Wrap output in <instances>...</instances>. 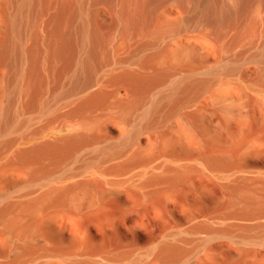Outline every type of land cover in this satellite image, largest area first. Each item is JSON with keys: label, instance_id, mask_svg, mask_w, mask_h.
Returning <instances> with one entry per match:
<instances>
[{"label": "bare ground", "instance_id": "obj_1", "mask_svg": "<svg viewBox=\"0 0 264 264\" xmlns=\"http://www.w3.org/2000/svg\"><path fill=\"white\" fill-rule=\"evenodd\" d=\"M112 1L0 0V264H264V0H191L178 28L224 39L199 68L182 48L142 60L147 41L115 55L85 19L88 2ZM134 1L139 33L167 0ZM229 26L238 36L226 42ZM207 106L224 140L189 134ZM172 119L184 140L158 142ZM102 121L115 136L96 134ZM193 177L220 187L221 207L195 209L204 187ZM180 197L179 228L139 240L142 222L115 226L114 211L158 221Z\"/></svg>", "mask_w": 264, "mask_h": 264}, {"label": "rangeland", "instance_id": "obj_2", "mask_svg": "<svg viewBox=\"0 0 264 264\" xmlns=\"http://www.w3.org/2000/svg\"><path fill=\"white\" fill-rule=\"evenodd\" d=\"M191 0H167L154 5L146 11V20L143 29L139 33L129 32V18L131 7H134L135 1L131 3H124L123 0H113L110 3H100L92 5L87 3L85 19L87 20L90 30L95 31L104 45L117 56H123L138 47L142 42L147 41L153 47H150L141 55L143 60L145 57H155L154 54H165L171 50L178 48L185 49L189 52V56L193 59L196 67H210L217 57V52L222 43L216 39L214 32L208 38L207 42L201 39L203 30H189L179 29L178 21L187 14L189 3ZM124 4V5H123ZM72 6L69 5V18L74 21ZM120 10V11H119ZM73 16V17H72ZM228 36L225 41L231 42L238 36V32L233 26H229ZM189 65L186 61H180L177 68L185 69ZM107 70L106 67L101 66L100 75H103ZM245 69L236 71L232 77H244ZM250 75L256 77L253 71ZM248 112V127L255 128L258 124V112L249 105ZM220 114L212 109L210 106L204 107L201 113V120L190 117L187 121V128L189 134L194 138H199L204 129L209 132L220 131V138L225 139V133L221 129L223 124L221 122ZM64 123L63 119L54 116L53 126L58 127ZM177 120L172 119L169 125L160 130L158 142L171 141L177 143L179 139L184 140L181 133L176 135ZM229 128H236L240 126L238 119H234L228 124ZM108 133L112 136L116 135L115 125L110 121H102L98 127L97 135ZM175 141V142H174ZM137 148H139L137 146ZM260 164H264V158L258 160ZM193 184L204 187L203 196L188 199L193 204L196 210L201 213L212 212L222 206L224 197L220 187L210 181H201L197 177H193ZM186 202L184 197L179 198V202L174 206L176 212L171 216H163L158 221L153 220L150 216H143L138 212L121 214L118 211L113 212L115 226L123 233L126 228L135 227L139 223H143V229L136 232V238L139 240H146L155 235H159L163 230H173L184 225V215L179 213L181 205ZM171 206V205H170ZM127 237L128 234H127Z\"/></svg>", "mask_w": 264, "mask_h": 264}]
</instances>
